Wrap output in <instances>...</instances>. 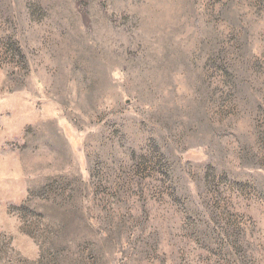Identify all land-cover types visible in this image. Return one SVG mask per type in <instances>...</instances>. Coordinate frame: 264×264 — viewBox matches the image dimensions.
<instances>
[{
	"label": "rangeland",
	"instance_id": "374dc122",
	"mask_svg": "<svg viewBox=\"0 0 264 264\" xmlns=\"http://www.w3.org/2000/svg\"><path fill=\"white\" fill-rule=\"evenodd\" d=\"M0 264H264V0H0Z\"/></svg>",
	"mask_w": 264,
	"mask_h": 264
},
{
	"label": "trees",
	"instance_id": "16d2710c",
	"mask_svg": "<svg viewBox=\"0 0 264 264\" xmlns=\"http://www.w3.org/2000/svg\"><path fill=\"white\" fill-rule=\"evenodd\" d=\"M166 165H162L161 163H160V165L158 164V169H159V171L161 170V173H163L164 175H165V178H168L169 177V175L167 176L166 175V171L165 170H171L169 167H165ZM188 198V197H187ZM189 199V198H188ZM191 208V207H190ZM191 210H193V211H195V212H197V210H194V209H192L191 208Z\"/></svg>",
	"mask_w": 264,
	"mask_h": 264
}]
</instances>
